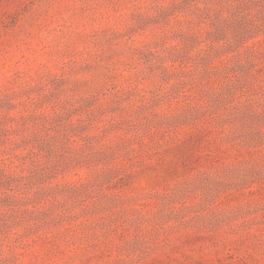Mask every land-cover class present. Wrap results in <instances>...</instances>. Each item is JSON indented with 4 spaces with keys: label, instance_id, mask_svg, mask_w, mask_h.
<instances>
[{
    "label": "rangeland",
    "instance_id": "374dc122",
    "mask_svg": "<svg viewBox=\"0 0 264 264\" xmlns=\"http://www.w3.org/2000/svg\"><path fill=\"white\" fill-rule=\"evenodd\" d=\"M0 264H264V0H0Z\"/></svg>",
    "mask_w": 264,
    "mask_h": 264
}]
</instances>
